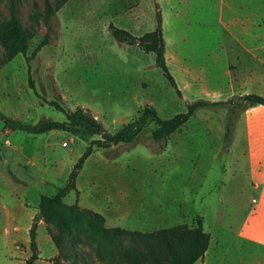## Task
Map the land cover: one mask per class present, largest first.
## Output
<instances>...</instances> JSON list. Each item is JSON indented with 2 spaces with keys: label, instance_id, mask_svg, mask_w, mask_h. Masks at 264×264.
I'll return each mask as SVG.
<instances>
[{
  "label": "rangeland",
  "instance_id": "374dc122",
  "mask_svg": "<svg viewBox=\"0 0 264 264\" xmlns=\"http://www.w3.org/2000/svg\"><path fill=\"white\" fill-rule=\"evenodd\" d=\"M155 1L66 0L49 16L46 41L35 50L45 27L41 21L35 25L30 15L34 3L42 10L43 0H12L17 20L31 27L33 35L24 53L0 64L1 112L23 123L62 120L64 113L48 103L55 100L64 110L86 109L110 134L145 103L163 118L197 98L223 100L244 92L264 96V0H229L220 20L216 0L191 1L190 16L174 20L166 17L165 6L163 17ZM9 9V0H0V19L9 16ZM158 12L166 65L179 94L152 51L119 41L109 31L111 23L139 35L155 26ZM227 115L225 105L198 107L176 128L179 133L171 132L158 148L150 136L154 123L149 122L108 158L127 160L130 176L171 177L175 190L180 185L175 178L197 166L200 184L190 187L197 192L190 193L195 195L192 205L202 214L209 248L217 249L206 255L204 264H264V210L257 209L264 198V105L239 110L232 116L230 137L224 139ZM95 137L79 138L62 129L9 130L0 119V264H23L38 194L62 185ZM110 148L93 146L77 178L80 189L96 191L93 180L106 174L101 156ZM74 197V190L65 194L66 201ZM246 209L251 211L245 214ZM241 224L247 239L236 234ZM35 230L40 257L33 264H55L46 257L54 246L44 222ZM102 237L103 245L109 239ZM127 237H121L122 245ZM76 249L74 257L60 258L58 264H106L94 241L83 238Z\"/></svg>",
  "mask_w": 264,
  "mask_h": 264
},
{
  "label": "trees",
  "instance_id": "16d2710c",
  "mask_svg": "<svg viewBox=\"0 0 264 264\" xmlns=\"http://www.w3.org/2000/svg\"><path fill=\"white\" fill-rule=\"evenodd\" d=\"M66 0H43L42 10L32 4L30 18L37 25L39 21L45 27V32L40 43H45L50 31L49 16L57 10ZM10 2L9 16L0 19V64L12 58L16 53H24L28 41L33 35L31 27H24L17 20ZM155 26L139 35H134L124 28L109 24L111 35L119 40L136 43L144 51L154 53L155 64L160 67L169 83L175 87L179 94L173 76L170 74L165 62L164 39L162 35L160 14L155 16ZM33 50L32 53L35 51ZM28 83L32 86L31 81ZM50 105L64 113V119H38L34 123H23L17 119L5 115L0 110V119L9 130H25L31 133L45 132L50 129H62L76 135L79 138L96 135L91 138L83 151L77 157L68 171L65 182L54 188L52 193H39L36 200V211L32 216L28 228L29 255L24 258L23 264H32L38 257L36 244V224L41 219L46 227L49 237L56 248V255L52 256L53 262L58 264L61 259L74 257L77 253L76 243L80 240L90 239L95 242L99 259L106 264H193L201 259L209 241V233L203 230L201 218L197 216L196 225L188 226L186 223H177L166 227L156 228L150 231H140L122 228L119 226L107 227L103 224L100 213L90 208L80 207L75 202L66 203L63 196L67 191L75 187V176L82 166L85 158L95 147H113L107 153L112 157L121 150L124 143H129L136 134L149 122L154 126L150 130V136L155 146L162 147L167 135L183 123L198 108L202 106L225 105L227 108V122L225 125L224 139L230 137L232 116L249 104L264 105V96L254 92L232 94L223 100L194 99L185 103V109L168 117H160L156 109L145 103L141 111L130 121L121 124L112 133L102 126L89 111L77 106L72 110H64L55 100H49ZM113 145H122L120 148ZM154 146V145H153ZM156 149V147H155ZM84 232L89 237L81 236ZM109 239L101 244L100 238ZM128 236V242L121 244V237ZM115 237V240H112ZM113 241V242H112Z\"/></svg>",
  "mask_w": 264,
  "mask_h": 264
},
{
  "label": "crops",
  "instance_id": "0c3cea01",
  "mask_svg": "<svg viewBox=\"0 0 264 264\" xmlns=\"http://www.w3.org/2000/svg\"><path fill=\"white\" fill-rule=\"evenodd\" d=\"M191 1L194 0H164V5L161 3V0H158V3L161 12L162 8L165 6V9L167 10L166 17L174 20L178 18L184 19L185 17L188 18L190 16L188 8L189 5L192 4ZM226 7H229V0H216V18L219 20L221 19L222 9ZM163 33L162 30V35ZM173 131L179 133L176 128L171 132ZM216 142L221 146L222 143L220 140H217ZM101 158L103 163L106 164L104 171L106 170L107 172L105 175H102L101 173L100 179L93 180L97 184L96 191L88 192L79 188L77 178L79 181L78 175L81 166L75 176L77 193H75L73 199L69 198V201L65 200L64 195V202H75L80 207L90 208L93 211L100 213L103 217V224L107 227L119 226L131 230L150 231L177 223H186L188 226H194L196 225L197 216H200L202 228L205 230L201 212L198 211L195 206L193 207L194 204L192 205L195 200V195L190 194H197L195 191L196 189L190 191V187L200 184V170L197 166L187 168L182 177L175 178L176 183L180 184L184 190L188 191V193H184L180 185L176 186L177 190L173 188L175 184H173L171 177H147L142 175L130 176L126 174L128 171L127 166L129 165L127 160H122L121 158H108L106 156H101ZM123 161H125V163ZM116 164L119 166L116 167ZM158 170L160 171V169ZM161 185H164L165 187H162ZM250 201L256 202V199L251 198ZM262 201V204L257 209L261 208L264 210V198ZM250 209H246L245 214L247 212L249 213L251 211ZM41 222V219L37 221L38 224ZM243 227L244 224L239 225L236 234L243 239H247L243 235ZM261 241V244L264 246V236ZM211 252L217 253L215 245H211L210 248L207 245L202 258L199 261H196L195 264H204L206 255ZM55 253L56 248L54 247L46 257H52ZM39 257L38 250L37 258Z\"/></svg>",
  "mask_w": 264,
  "mask_h": 264
}]
</instances>
